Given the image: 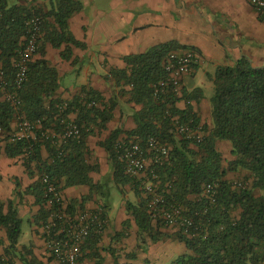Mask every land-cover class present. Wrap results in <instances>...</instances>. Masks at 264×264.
<instances>
[{
  "label": "trees",
  "instance_id": "obj_1",
  "mask_svg": "<svg viewBox=\"0 0 264 264\" xmlns=\"http://www.w3.org/2000/svg\"><path fill=\"white\" fill-rule=\"evenodd\" d=\"M82 9L79 0H48L45 7L39 8L0 0V82L1 79L5 82L4 85L0 83V141L7 142L6 152L10 157L24 155L28 169L32 162L36 164L40 179L32 191L41 205L37 220L45 221L48 214L44 206V174L53 178L61 190L87 185L93 193L100 188L90 176L99 168L87 160L86 140L93 126L105 128L112 120L115 103L105 104L99 92L86 86L69 101L56 97L59 73L44 58L48 42L55 48L66 44L61 56L67 60L72 56L71 44L84 47L69 27V19ZM33 13H39L43 18V35L37 52L41 57L29 63L26 79L17 86L15 61L24 44L26 20ZM259 18L264 19V13L259 14ZM186 47L189 46L176 41L162 43L144 53L125 56L127 67L110 72L117 80L131 86V101L143 106L135 115L137 127L127 132L128 137L141 140L143 145L148 138L157 137L170 147L165 161L152 164L147 175L137 179L126 173L125 163L119 157L116 145L121 129L112 131L100 145L109 154L119 191L124 194L122 187L129 184L139 197L137 203L127 201L126 208L133 215L141 238L151 234L153 229L151 221L154 217L148 207L150 195L145 189V182L149 180L158 184V192L164 196L167 205L182 206L185 213L194 218L195 224L188 233L180 230L171 234L186 244L188 252L170 264L264 263V65H254L248 57L242 56L231 66L217 67L213 78L215 93L211 98L212 127L201 125L204 137L198 142L177 132L175 119L180 123L193 121L194 125L200 124V118L191 106L185 110L176 107L183 93L180 97L172 92L158 98L153 95V85L166 76L163 61L169 51ZM5 90L16 93L20 101L18 109L5 98ZM92 102L95 103L91 105ZM98 102L101 104L97 105ZM73 112L77 113L75 122L81 127L82 137L59 144L65 121ZM17 116L40 123L35 135L11 141ZM218 140L229 141L236 157L228 162L227 168L223 167V155L216 147ZM43 145L51 161L43 159ZM239 170L251 173V188H236L226 178L229 171ZM208 183L218 185L214 204L202 197ZM86 200L88 197L71 200L66 203L67 209L74 214L85 207ZM22 224L14 201L9 200L6 205L0 199V226L6 229L8 251L17 247ZM101 234L92 232L87 243L98 242ZM3 242L0 239V246Z\"/></svg>",
  "mask_w": 264,
  "mask_h": 264
},
{
  "label": "crops",
  "instance_id": "obj_2",
  "mask_svg": "<svg viewBox=\"0 0 264 264\" xmlns=\"http://www.w3.org/2000/svg\"><path fill=\"white\" fill-rule=\"evenodd\" d=\"M79 1L83 9L69 19V27L84 47L71 44L72 56L67 60L61 56L66 44L60 48L49 42L45 45L44 58L59 73L60 86L56 97L69 101L86 86L99 92L105 104L113 101L115 107L113 118L106 127L93 126L86 140L87 160L99 168L90 176L100 188L93 193L87 185L61 190L66 203L88 197L85 206L94 209L101 204L108 218L107 227L98 242L88 244L86 241L77 264H170L188 252L186 244L175 239L171 235L174 231L165 228L161 222L158 224L155 218L151 221V234L139 236V227L123 204L124 196L128 197L129 192L134 191L129 184L122 187L124 194L119 191L109 154L100 145L117 128L122 130L119 140L133 139L127 132L137 127L135 115L143 107L131 101V86L117 80L110 72L127 67L125 56L144 53L162 43L176 41L194 47L201 62L191 75L184 77L183 97L176 102V107L185 110L191 106L200 118V124L211 128V102L203 94L204 77H211L210 67L231 66L242 56L248 57L254 65H264V19L259 18L248 0ZM10 2L39 8L45 7L48 0ZM40 57L38 53L35 59ZM100 104L98 102L97 105ZM69 117L76 121L77 113L73 112ZM15 128L16 121L13 123ZM6 145V141H0V199L6 205L9 200L14 201L19 217L30 224L31 234L23 242L19 239L17 247L8 251L6 229L0 226V239L4 241L0 246V264L8 260L12 264H62L47 251L42 233L44 220L36 219L41 211L32 191L40 179L36 164L32 162L28 169L26 157H10ZM216 147L223 155V167L227 168L228 162L236 158L232 154L231 143L218 140ZM42 157L51 161L44 145ZM235 175L251 178L247 170L229 171L226 178L232 181ZM126 199L133 203L139 201L136 194L132 199Z\"/></svg>",
  "mask_w": 264,
  "mask_h": 264
},
{
  "label": "built area",
  "instance_id": "obj_3",
  "mask_svg": "<svg viewBox=\"0 0 264 264\" xmlns=\"http://www.w3.org/2000/svg\"><path fill=\"white\" fill-rule=\"evenodd\" d=\"M248 3L258 13H264V0H248ZM27 32L24 44L15 61V83L21 86L26 79L29 63L35 58L43 34V18L39 13H33L26 20ZM201 62L199 52L194 47L179 48L169 51L163 61L166 76L153 85V95L158 98L172 92L181 96L182 82L185 76L191 75ZM1 84H5L1 79ZM5 98L18 109L20 101L16 93L5 90ZM95 102H92L94 104ZM177 132L188 139L200 142L204 137L201 124L194 125L193 121L180 123L177 119ZM40 123H32L23 116H17L16 128L10 134L11 141H16L29 135H35ZM47 136V135H45ZM48 137V136H47ZM82 137L81 127L71 119L65 121V128L60 137V143L70 139L79 140ZM117 150L120 159L125 163L126 173L132 177L141 178L147 175L152 164H160L169 155L170 147L157 137L147 139L145 145L141 140H119ZM155 176V174H153ZM45 190V208L47 218L42 224V233L49 254L62 264H77L83 255V246L92 232L103 233L108 224V218L101 206L94 209L78 210L74 214L67 209L62 191L48 174L42 176ZM249 183L245 180L236 181L234 187L245 188ZM146 192L150 195L148 202L152 216L171 231L188 233L195 224L193 217L185 213V208L179 205H167L164 196L158 192V184L149 180L145 182ZM218 185L208 183L204 186L202 197L210 204L216 202ZM3 264H9L5 261ZM255 264H264L257 262Z\"/></svg>",
  "mask_w": 264,
  "mask_h": 264
},
{
  "label": "rangeland",
  "instance_id": "obj_4",
  "mask_svg": "<svg viewBox=\"0 0 264 264\" xmlns=\"http://www.w3.org/2000/svg\"><path fill=\"white\" fill-rule=\"evenodd\" d=\"M203 71V68H201L200 70V73H202ZM209 73L211 74V77H209L208 75H206L204 77V85H203V94H204V97H206L210 102H211V98L213 97L214 93H215V85H214V82H213V78H214V75H215V72H216V69L214 67H210L209 68ZM69 77H67L68 79ZM244 178H247L245 181H247L249 183V188L252 187V179L248 178L247 176H237L235 175L233 178H232V182L235 183L236 181H241L242 179ZM255 193L258 195L259 194V191L256 190ZM116 194H118V192L116 191ZM135 195V193H131L129 192V196L128 197H125L124 196V205L126 204V201L128 199H132L133 196ZM98 205H101V204H98ZM80 210H83V209H90L88 207H84V208H79ZM22 228H23V233L21 234V237H20V241L23 242L26 240V238L31 234V230H30V224L28 223L27 220H25L23 222V225H22Z\"/></svg>",
  "mask_w": 264,
  "mask_h": 264
}]
</instances>
